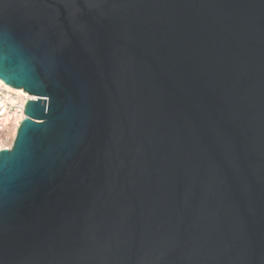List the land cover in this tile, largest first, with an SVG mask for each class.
I'll return each instance as SVG.
<instances>
[{
	"label": "water",
	"instance_id": "95a60500",
	"mask_svg": "<svg viewBox=\"0 0 264 264\" xmlns=\"http://www.w3.org/2000/svg\"><path fill=\"white\" fill-rule=\"evenodd\" d=\"M0 264H264V0H0Z\"/></svg>",
	"mask_w": 264,
	"mask_h": 264
},
{
	"label": "built area",
	"instance_id": "2783aa9c",
	"mask_svg": "<svg viewBox=\"0 0 264 264\" xmlns=\"http://www.w3.org/2000/svg\"><path fill=\"white\" fill-rule=\"evenodd\" d=\"M30 98L27 93L9 91V86L0 80V150L12 146L24 117V103Z\"/></svg>",
	"mask_w": 264,
	"mask_h": 264
},
{
	"label": "bare ground",
	"instance_id": "6f19581e",
	"mask_svg": "<svg viewBox=\"0 0 264 264\" xmlns=\"http://www.w3.org/2000/svg\"><path fill=\"white\" fill-rule=\"evenodd\" d=\"M9 91H14V92H17V93H25L24 91H22L21 89L19 90H15V89H12L11 87H9ZM22 116V115H21Z\"/></svg>",
	"mask_w": 264,
	"mask_h": 264
}]
</instances>
